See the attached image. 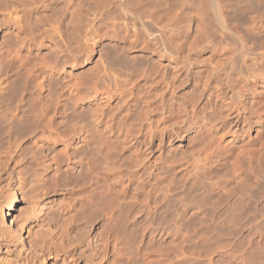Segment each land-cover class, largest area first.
Returning <instances> with one entry per match:
<instances>
[{"label":"bare ground","instance_id":"bare-ground-1","mask_svg":"<svg viewBox=\"0 0 264 264\" xmlns=\"http://www.w3.org/2000/svg\"><path fill=\"white\" fill-rule=\"evenodd\" d=\"M26 1H21L20 2L21 6L24 3H26ZM97 1L95 0V2H97ZM99 1L97 3L100 5L99 6L95 5V7H97V8L102 6L101 5L102 2L108 3L105 0H99ZM108 1H109L110 5L109 4H107V5H109V8L111 10L110 14L113 11V13L115 15H117L118 18L122 19V21L124 22L123 27H125V37H124L125 41L123 43L122 39L120 38L121 40H119V41H122V44L120 43L118 46H116L117 45L116 44L115 45L116 47H114L113 49L111 46L112 51L109 50L112 52L111 54H113V52H114L115 54L119 55L118 58L114 57V58H116V60L113 57H110V58H113L115 60L114 62H110L111 60H109L108 64H106L107 62H102V61L94 63L95 64V67H94L95 68V72H94L95 77L93 79H90L91 81H89L90 83L87 85L86 89L82 90V85H81V88H78V89L76 88L77 87L76 86L75 87L76 94H75V97L73 99H71L70 97H68L66 95L64 97V95H63V100H62L63 108L61 107L60 109L64 110V112H62V111L61 112L63 113V116H65V120H63L64 122L62 124H64L66 122L64 125H66L67 127L69 126L71 128V130L69 131L70 128L68 127L69 129H67V127L65 126L67 131L71 132V136H69V134H68V136H67V134L65 136L62 135L64 138L61 136L63 138L62 143H61L63 150H62V152L61 151H59V152H61V154L63 153L62 155L65 156L66 161L70 160V164H66L67 169L63 166V169H66L65 176L63 175V177L65 179H70V178L72 179V177L77 179L79 176H81V174L85 173L86 171L88 173H90V174H87V176L88 175L90 176V177L88 176L89 178L86 176L88 178V181L90 179V181H89L90 184L88 183L89 184L88 188L90 189V190H88V192H89L88 195H90V197L94 196L98 202L100 201L102 206L104 205L102 207V209L103 208L108 209L107 210L108 214L111 212V214H109V216L112 215L111 218L116 219L117 218L116 216H118V218H117L118 222H119V219H121V218L125 217L127 219V217H132V214L134 215V217H132V218L135 219V217H136L137 218L136 220L142 221L140 223L141 225L143 222H144L143 224L145 225V222H146L147 228L146 227H145L146 229L144 228L146 230L145 235L146 236L148 235V236L152 237L151 238L152 240L155 239V240H158L159 242H161V241L163 242L164 240H166L169 237L170 232H172L171 229H173L172 228L173 226L170 227L171 225H176V229L178 230L177 232L179 234H181L178 236L181 237L182 234L184 232H186L184 234L185 235L187 234L186 236L188 237V235H189L188 232L190 230L189 228H191V229L193 228L191 223L194 224V222H196L193 220L194 218H197V219L199 218V220L201 219V220L205 221V222L203 221V222L198 223L199 225L202 223H205V225H206L207 222L211 221V219L205 220L204 218H206L205 217L206 214L202 213V211H201L203 209L202 206L204 204L205 196H206L207 192H209V191H211V195H214L216 191H219V192L221 191V192H223L224 195L226 194L225 196H226L227 200H228V198H231L230 199L231 201H232V199H234L236 204L235 203L233 204L234 205L233 209L230 208L232 211V213H230V214L229 213L227 214V211L225 210V209H227V206L224 208V210L226 212L223 211V213H222L221 208L223 209L224 206L223 207L221 206V208H220V207H217V206H220L217 204H215L217 206L214 205L215 211H210L209 210L210 208L208 207L209 211L207 210V212H206L208 214H209V212H211V213L214 212V214H218L220 211L222 214L225 213L227 217L231 216L229 218L235 219L236 218L235 215L239 213L238 211H240V209L243 210V208L245 209V207L247 205L249 206L252 204H258L257 206H261L259 208H262L264 206V0H108ZM22 2H24V3H22ZM32 2H36V1L33 0ZM37 2H38V0H37ZM48 2H51V1L48 0ZM67 2H69V1H67ZM93 2H94V0H93ZM93 2H91V3H93ZM2 3H4V0ZM2 3H0V5ZM29 3H30V1H29ZM7 4H9V3H7ZM7 4L5 2V5L8 7ZM10 4L12 5V3H10ZM29 6H30V4H29ZM29 6H27V7H29ZM70 6H71V4H70ZM73 6H74V4H73ZM79 6H82V5H79ZM86 6H91V8H92V5H86ZM104 6H106V5L104 4ZM104 6H102V7H104ZM1 7H3V6H1ZM71 7H69V8H71ZM76 8L77 7H75V9ZM91 8H90V10H91ZM1 9L2 10L5 9V12H6V10L8 8L7 9L1 8ZM9 9H12V8L9 7ZM60 9H62V8H60ZM66 9H67V6H66ZM88 9H89V7H88ZM8 10H7V12H8ZM22 10H23V7H22ZM25 10H28V9L26 8ZM67 10H69V9H67ZM84 10H86V9H84ZM93 10H95V9L93 8ZM98 10H99V8H98ZM62 11H60V12H62ZM70 11H71L70 13L72 15V9ZM78 11L80 12V10H78ZM2 12H4V11H2ZM9 12H10V10H9ZM53 12H56V11L53 10ZM84 12H83V14H85ZM94 13H96V11ZM77 14H75L76 17H77ZM81 14H82V11H81ZM0 15H2V13ZM3 15L1 17H3ZM8 15L10 16L11 14H8ZM36 15H39V14H36ZM93 15L94 14H92V16ZM57 16H58V14H57ZM73 16L74 15H72V17ZM82 16L84 17V15H82ZM11 17H12V15H11ZM11 17H9V18L11 19ZM22 17H19V18H22ZM112 17H113V15H112ZM19 18H17V19L19 20ZM88 18H89V16H88ZM92 18H94V17H92ZM4 19L6 21L8 18L6 19L4 17ZM48 19H46V20L48 21ZM55 19H56V16H55ZM79 19H81V18H79ZM120 19H119V21H120ZM50 20H51V18H50ZM70 20H71V18H70ZM12 21H14V20L12 19ZM12 21H11V23H12ZM67 21H69V20H67ZM83 21L82 22L85 23V20H83ZM102 21H104V20H102ZM14 24H16V23H14ZM70 24H73V23H70ZM77 24H79V23H77ZM88 24H89V21H88ZM102 24H104V23H102ZM123 24L121 22V25H123ZM54 25H55V23H54ZM66 25H65V28H66ZM20 26H22V25H20ZM83 26H85V25H83ZM115 26H116V24L114 25V27H111V26L110 27L114 29ZM73 27L76 28V26H73ZM102 27H104V26H102ZM123 27H122V29H123ZM9 29L10 28H8V30ZM16 29H18V28H16ZM19 29H20V27H19ZM71 29L73 32V28H70V30ZM81 29H82V27L80 28V31H82ZM104 29H105V27H104ZM36 30H38V29H36ZM108 30L106 29V31H108ZM5 31H7V29ZM12 31H10V32H12ZM42 31H43V29L41 30V32ZM90 32H89V34H90ZM94 32L93 33L91 32V33L94 34ZM113 32H114V30H113ZM120 32H122V30ZM123 32H124V30H123ZM110 33H112V32H110ZM110 33L107 32V34H110ZM9 34H11V33H9ZM37 34H39V31ZM69 34H72V33H69ZM121 34H123V33H121ZM121 34H119V35H121ZM45 35H47V34L45 33ZM114 35H115V33H114ZM40 36H38V37H40ZM92 36H94V35H92ZM45 37L49 38V36H45ZM98 37H100V36H98ZM112 37H114V36H112ZM115 37H117V36H115ZM16 38H17V36H16ZM35 38H37V37H35ZM41 38H38V39H41ZM78 38H79V36H78ZM27 39L29 40V38H27ZM53 39L55 40L54 37H53ZM70 39L66 40V42L69 41ZM73 39H74V37H73ZM80 39H82V38H80ZM92 39H94V38H92ZM9 40L7 39L8 42H9ZM30 41H31V39H30ZM50 41H52V40H50ZM71 41H69V42H71ZM32 42L34 43V41H32ZM35 43H37V42H35ZM59 43H60V40H59ZM88 43H86V44L88 45ZM103 44H106V43L103 42ZM73 45H74V43H73ZM78 47H80V46H78ZM106 48L108 49L109 47H106ZM80 49H78V50H80ZM0 50H2V49L0 48ZM64 50H65V48H64ZM64 50L62 49V51H64ZM68 50L70 53V49H68ZM97 51H98V49H97ZM78 52L79 51H77V53ZM70 55H71V53H70ZM85 55L86 54L84 53V56ZM87 55H89V54H87ZM110 58H108V59H110ZM63 59H66V58H63ZM63 59H61V60H63ZM95 60H97V59H95ZM36 63H38V62H36ZM72 65H73V63H72ZM54 69H56V68H54ZM48 75L49 74L47 73V76ZM92 76H94V75H92ZM60 80H59V83H62V82H60ZM62 80H64V79H62ZM39 81H40V79L38 80V83H40ZM79 81H80V79H79ZM79 81H78V83H79ZM0 82H1V80H0ZM38 83L36 82V84H38ZM70 83L71 82L69 81V84ZM49 84H51V83H49ZM69 84H68V86H69ZM81 84H82V82H81ZM61 85H63V84H61ZM36 86H38V85H36ZM64 86H66V84L63 85V87ZM72 87H74V86H72ZM1 88H3V87H1ZM59 88L60 87H58V89ZM4 89L1 92H4ZM60 91H61V89H60ZM69 95H71V94H69ZM73 95H74V93H73ZM20 101H21V99H20ZM54 105H56V103ZM57 108H59V107H57ZM58 112H60V110ZM15 115H18V114H15ZM15 115H14V117H15ZM47 116L49 117V115H47ZM6 118H7V116H6ZM0 119H2V118H0ZM18 119H19V117H18ZM11 120H12V118H11ZM47 120H48V118H47ZM46 122H48V121H46ZM7 124H9V122ZM44 125H45V123H44ZM47 125H49V124H47ZM8 126H6V128ZM28 126H30V125H28ZM46 127H49V126H46ZM3 128L6 129L4 126H3ZM4 129H2V130H4ZM13 129H11V130H13ZM56 129L59 130L58 128H56ZM5 131H4V133H5ZM13 131H12V133H13ZM2 132H0V133H2ZM65 132L66 131H64V133ZM8 133H11V132L9 131ZM12 136H14V135H11V137ZM49 136H47V137H49ZM56 136H55V138H56ZM9 138H10V136H9ZM52 138H54V137H52ZM56 140L57 139H55V141ZM34 141H35V139H34ZM101 141H102V143H101ZM2 143H4V142H2ZM2 143H0V144H2ZM38 143H39V141H38ZM15 144H17V143L15 142ZM2 146H4V145H2ZM2 146H0V147H2ZM70 150L72 152H70ZM7 151H9V150H7ZM45 152H46V148H45ZM7 153L8 152H6L5 154H7ZM14 154L16 155V153H14ZM37 154H38V152H37ZM3 155H4V152H3ZM40 155L43 156L42 153H40ZM20 156H22V154ZM52 156L53 155H51V157ZM6 157L7 156H5V158ZM27 157H28V155H27ZM58 157H59V155H58ZM21 158H23V156ZM39 158H41V157H39ZM61 158L63 159L64 157H60V159ZM2 160H3V158H2ZM2 160L0 159V161H2ZM20 160L21 159H19V160L17 159L16 161L14 160V162H17ZM23 160H24V158H23ZM25 160H26V158H25ZM39 160L37 159L36 161H39ZM49 161L51 162V160H49ZM2 163H0V165ZM27 163H29V162L27 161L25 164L23 163L24 164L23 166H20V167L18 166L20 170H17V171H19V173L16 175H11L10 172H9V174H6V172L5 173L1 172L4 170L0 169V264H43L44 263L43 262L44 256L52 258V260L48 261L49 263H46V264H101L102 261H106L109 257V252L107 249L102 250V248H105V247H101L102 243H100L101 241L95 236V234H91V233L86 234L80 230L79 231L76 229L73 230L74 229L73 228V229H71L74 231V232L72 231L73 233H75V231H77L76 232L77 233V235H76L77 240H76V236H74L71 233V230L69 228V230H70L69 236H71V237L74 236V239L73 238H70V239L71 240L73 239L76 241L75 242L71 241V244L70 245L68 244L69 246L68 245L66 246V244L65 245L63 244V239H62L63 236L67 237V235H65L63 233L64 231H62V233L60 232V234H64V235H62V238L60 237V239H59V237H58L59 234L55 233L57 228H55V230L54 229L51 230L52 228L50 229L47 226V224L49 222H51L52 220H54L56 215L58 213H60V212H58V209L60 210V208L57 209V207L59 205L58 204H57L58 206L55 205V203H57L59 201H57V202L55 201V203H53L52 199H50V200L46 199V197L44 196L45 194H43V192H42L43 191L42 190L43 184L41 185V182H42V181H40L41 178L38 177L39 176L38 174H35V176L33 175L34 176V178H33L32 175L27 173L29 171L28 169H26ZM33 163H35V161ZM41 163H43V162H41ZM67 163H69V162H67ZM44 164H43V166H44ZM47 166H49V165L47 164ZM3 168H5V167H3ZM12 168L13 167H11V169ZM42 169H44V167ZM26 170H28V171L26 172ZM53 170L56 171V169H53ZM35 171L37 172V168H35ZM42 172H44V171H42ZM32 174H33V171H32ZM60 175H61V173L59 174V176ZM45 177L46 176H44V178ZM49 179H50V177L48 178V181H49ZM84 179L86 180L85 177H84ZM53 180H54V177H53ZM85 180H83V181H85ZM75 181H77V180H75ZM51 182H52V180L49 183H51ZM59 183H61V182H59ZM64 183L65 182H63V184ZM78 183H80V182H78ZM81 184H82V181H81ZM52 185H54V184H52ZM80 185H77V187ZM45 186H46V184H45ZM55 186H56V183H55ZM64 186H65V184H64ZM70 187H72V186H70ZM172 187H174V188L176 187V188L172 189ZM78 188H81V187H78ZM170 189L175 191V195H173L171 202H170V206H169L168 200L167 199L165 200V198H167L166 197L167 194L165 191L170 190ZM44 190H45V188H44ZM69 190H71V189H69ZM72 191H71V193H72ZM44 192H46V191H44ZM162 192H163V195L166 194L164 196L165 198L162 197ZM213 192H214V194H212ZM26 193L28 195V198H27L28 200L26 201L28 203V205H27L26 209L24 208V212L22 211L23 214L20 213L21 217L19 216V218H18V217H16V215L14 216L13 209L18 203L23 201V199H24L23 195ZM52 194H53V192H52ZM173 194H174V192H173ZM218 194L219 193H216V195L213 197L214 200L217 199ZM74 195H75V193H74ZM208 195H210V194L208 193ZM71 196H73V193ZM78 196H79V194H78ZM94 197L91 199L94 200ZM207 197H209V196H207ZM66 198H68V197H66ZM74 198H75V196H74ZM74 198H72V199H74ZM211 198H212V196H211ZM226 198H224V199H226ZM69 199H71V198H69ZM87 200H89V199H87ZM206 200H209V199H206ZM227 200H223V201H225L226 203L231 202V201L227 202ZM60 201H61V198H60ZM70 201H72V200H70ZM217 201H220V200L217 199ZM220 202L222 203V200ZM225 202H223V203H225ZM76 203H78V202H76ZM83 203H81V204H83ZM93 204H94V201H93ZM218 204H220V203H218ZM228 204H226V205H228ZM61 205H62V203H61ZM86 205H85V207H86ZM210 205L211 204H208V206H210ZM235 205H237V206H235ZM212 206L213 205H211V207ZM255 206L253 205L251 207H253L252 211L255 210V213H256V209H254ZM77 208H79V207H77ZM205 208L203 210L204 212H205ZM63 209L64 208H62L61 213H60L61 216H63L64 218L66 217L65 220L66 219L69 220V218H70L69 214H68L69 218H67V216H66L67 214L65 213L67 211V209H65L66 210L65 212L63 211ZM247 209H249V208L247 207L245 211H246V213L250 214L248 216L252 215L251 217H253V214L248 212ZM83 210H85V209H83ZM109 210H110V212H109ZM80 211H82V209ZM245 211H244V213H245ZM236 212H238V213H236ZM70 213H73V212H70ZM82 213H83V211H82ZM95 213H98V212H94V214ZM201 213L205 214L203 219H202L203 215ZM242 213H243V211H242ZM263 213H264L263 211L260 212V214H263ZM100 214H101V212H100ZM222 214H220L221 218L224 219ZM256 214L258 215V213H256ZM74 215H75V213H74ZM245 215L247 218H249L247 216V214H245ZM245 215H243V216L241 215V217H244V219H245ZM257 215H254V216H257ZM58 216H59V214H58ZM78 216H76V218ZM98 216H99V214H98ZM113 216H115V217H113ZM81 217H82V215H81ZM208 217H209V215H208ZM227 217L225 218L226 220L224 219L225 222L228 220ZM259 217H260V215H259ZM259 217H257L258 219L255 217L253 218V219H255V221L252 225H251L252 222L251 223L249 222L252 218L250 220L248 219L249 220L248 221L249 222V228H247V229H250V225L252 226V228L250 229L251 232H249L250 235L248 234L250 236V239H249L250 240V244H249L250 249H249V251L251 250V252H252L251 255L253 256V261H252L253 263L252 264H264V220H262L263 219L262 217H261L262 219L260 218L261 219L260 220ZM263 217H264V214H263ZM61 218H56L54 221L57 222L56 220L59 219L58 223L60 225V219ZM64 218H62V221ZM82 218H84V217H82ZM82 218H80V219H82ZM221 218H220V220H221ZM238 218H236V219H238ZM240 218H239V220H240ZM247 218H246V220H247ZM71 219L72 218H70L69 221H71ZM65 220H64V222H65ZM68 220H66V222ZM136 220L135 221L133 220V221L136 222ZM239 220L238 221L233 220V221L238 223ZM62 221H61V223H62ZM75 221L78 222V220H75ZM83 221H85V220H83ZM216 221L217 220L215 219V222ZM233 221L231 222V225L235 226ZM64 222L62 224H64L63 226L66 228V226H68V223H66V222L64 223ZM230 222L227 221V224H229ZM58 223H56V224H58ZM209 223L207 225H209ZM224 223L221 224L222 228H223V226L226 225V223L225 224ZM53 224H55V223H52L51 225L53 226ZM114 224H112V226ZM195 224H197V223H195ZM73 225H75V224H73ZM139 225H137V226H139ZM190 225H191V227H190ZM203 225L201 226V228L203 227ZM231 225H227L226 227H228V226L231 227ZM237 225H239V224H236L235 227H237ZM206 226H204V227L206 228ZM210 226L215 227L214 224L212 225V223L210 224ZM233 226H232V228H233ZM54 227H56V226H54ZM73 227H75V226H73ZM77 227H75V228H77ZM114 227L115 226H113V228ZM204 227H203V229H205ZM235 227H234V229H236ZM59 228H60V226H59ZM59 228H58V230H59ZM104 228H105V226H104ZM201 228H200V231H202ZM77 229H83V228L78 227ZM133 229L131 228V230H133ZM207 229L209 230V228H207ZM234 229L232 230L230 228L229 230L234 231ZM136 230H137V228H136ZM173 230H175V229H173ZM193 230L194 229H192V231ZM236 230L238 231V229H236ZM239 230H241V229L239 228ZM68 231H66L65 233L67 234ZM107 231H110V230L107 229ZM120 232L122 233L123 231L120 230ZM120 232H117L116 235H118ZM175 232L176 231L172 232L173 233L172 237H174ZM194 232H195V230H194ZM206 232H207V230H206ZM209 232H210V230H209ZM231 232H228V234H231ZM243 232H245V231H243ZM57 233H58V231H57ZM191 233H192V235L194 234L193 232H191ZM232 233L235 235V232H232ZM196 234H198L197 231L195 232V235ZM216 234H219V233H216ZM221 234L223 235L222 232H221ZM233 234L231 236H234ZM238 234H240V233H238ZM121 235H122L121 238H123V233ZM195 235H194V237H195ZM198 235H197V237H199ZM203 235H205V234H203ZM203 235H201V238ZM219 236H220V234H219ZM228 236H230V235H228ZM119 237L120 236H118V238ZM172 237H170V238H172ZM235 237H237V235L234 236V238ZM105 238H106V236H105ZM105 238L103 237L104 240H105ZM109 238L111 239V237H109ZM184 238H186V237H184ZM205 238L207 239L208 237H206V235H205L204 238H202V239L205 240ZM215 239H218V238L216 237ZM231 239H233V238H231ZM239 239H240V237H239ZM121 240H120V244H121ZM132 240L134 241L135 238H133ZM242 240H244V239H242ZM68 241H69V239H68ZM147 241H148V239H147ZM175 241L176 240H174L173 242H175ZM208 241H209V239H208ZM219 241L217 242L218 244L216 243L218 245V247L220 245ZM248 241H246V242H248ZM44 242H47L48 245L47 244L44 245L43 244ZM180 242H182V241H180ZM185 242L187 243V240ZM203 242H205V241H203ZM215 242H216V240H215ZM231 242H230V244H231ZM68 243H70V241ZM191 243H192V241H191ZM165 244H167V243H165ZM169 244H171V243H169ZM175 244H176V242H175ZM181 244H183V242ZM155 245H156V242H155ZM157 245H158V243H157ZM173 245H174V243H173ZM194 245L197 247L196 244H194ZM194 245H193L192 250L194 249ZM227 245H228V242L226 244V247H227ZM177 246H179V245H177ZM224 246L225 245L219 247V249H218V247H213L209 250H212V249L215 250L214 248H216V249H218V250H216V256L217 257H219V258L225 257V259L227 258L226 263H228V261L230 259V261H229L230 264L233 261H234V264H238L237 261H238V259H240V258H238L240 256L237 255L236 257L238 259H236V258L234 259L235 255H233V254L230 255L232 251L231 252L229 251L230 252V254H229V252L227 251L228 249L225 250L223 248ZM112 247H113V244H112ZM247 247H248V245H247ZM106 248H107V246H106ZM124 248H125V251L127 249V252H128L129 249L126 247H124ZM134 248H135V246H134ZM154 248H153V250H154ZM157 248H159V247H157ZM230 248H232V247H230ZM234 248H235V246H234ZM162 249L163 250L165 249L164 246ZM172 249H173V251L175 250V248H172ZM123 250H121V251L123 252ZM180 250H181V248H180ZM158 251H160V250H158ZM178 251L176 250V252H178ZM189 251L190 250H188V252ZM207 252L208 251H206V253ZM163 253H165V252L163 251ZM172 253L175 254V252H172ZM210 253L212 254L215 252L210 251ZM210 253H207V256L205 254V256L208 258V260H207V258H206V260L208 261L209 264H217L216 262H218V260L216 262L214 260L217 257H215V256H213V258H211V256L209 257L208 254H210ZM156 254H157V251H156ZM189 255H190V253L188 254V256ZM200 255H202V254H200ZM120 256H122V255H120ZM160 256H161V254H160ZM176 256H177V254H176ZM186 256H185V258H187ZM232 256H234V257H232ZM241 256L243 257L242 254H241ZM39 257H41V258H39ZM133 257H135V255H133ZM133 257H131V258H133ZM197 257L198 256H196V258ZM204 257H203V259H204ZM156 258H157V256H156ZM177 258H175V259H177ZM181 258H183V257H181ZM181 258H180V260H181ZM201 259H202V257H201ZM221 260H223V259H221ZM123 261H124V259H123ZM171 261H169V262H171ZM110 262H112V259H110ZM114 262H115L114 264H116V263L118 264V262L116 260H114ZM166 262H168V261H166ZM185 262H187V261L185 260ZM200 262L202 263L201 260H200ZM222 262H224V260ZM158 263H160V261H158ZM173 263H175V261ZM184 263H182V264H184ZM195 263L198 264L199 261L195 262ZM208 263L205 262V264H208ZM243 263H245V261ZM106 264H108V263H106ZM202 264H204V263H202Z\"/></svg>","mask_w":264,"mask_h":264},{"label":"rangeland","instance_id":"rangeland-1","mask_svg":"<svg viewBox=\"0 0 264 264\" xmlns=\"http://www.w3.org/2000/svg\"><path fill=\"white\" fill-rule=\"evenodd\" d=\"M8 1V2H7ZM21 1H26V0H4V3H2L3 2V0L1 1L0 0V3H2L1 5H0V9L1 8H8L9 9V7L10 8H12V9H9L10 10V12H9V10H8V12H7V10H6V12H5V9L4 10H0V14L2 13V15L4 14H6L5 16L3 15V17H1L2 15H0V48L2 49V50H0V80H1V82H0V118H2V119H0V132H2V133H0V143H2V142H4V143H2V144H0V146H2V145H4V146H2V147H0V159L2 160V158H3V160L2 161H0V163H2L1 165H0V169L1 170H4V171H1V172H6V174H9V172H10V174L11 175H16V174H18L19 173V171H17V170H20L19 169V167L20 166H23L27 161L29 162V163H27V167H26V169H28V170H26V172L27 173H29L30 175H34L35 176V174H38L37 176L38 177H40L41 179H40V181H42L41 182V185H42V192H43V194H45L44 196L46 197V199L47 200H50V199H52L53 200V203H55V201L57 202V201H59V202H57V203H55V205H57L58 207H57V209L58 208H60V210L58 209V212H60L61 213V210H62V208H64L63 209V211L65 212L66 210L65 209H67V211L65 212L67 215V218H69V216H70V218H72L71 219V221H69L70 220V218H69V220L68 219H66V220H68L67 222H66V220H65V218L63 217V216H61V214L60 213H58L59 214V216H58V214L56 215V217H55V219L56 218H64L63 219V221H62V218L60 219V225H59V223H58V220H56L57 222H55L54 220H52L51 222H49L48 224H47V226L51 229V230H55V228H57L56 229V234H59L58 235V237H59V239H60V237L62 238V235H67V237L65 236H63V244L65 245L66 244V246L69 244H71V241H76L77 240V231H75V233H73L74 231L73 230H80V231H83L84 233H86V234H89V233H91V234H95V236L101 241L100 243H102L101 244V247H105V248H102V250H104V249H107L108 250V252H109V257H108V259L106 260V261H102L101 262V264H106V263H108V264H114L115 262H114V260H116L117 262H118V264H182V263H184L185 262V260L188 262H185L184 264H197V263H195V262H198L199 261V263L198 264H202V263H204L205 264V262L206 263H208V258L206 257L207 256V253H210V251L212 252H215V253H210V254H208V256L210 257L211 256V258H213V256H215V257H217L216 256V250H218L219 249V247H221V246H223V245H225L223 248L225 249V250H227L228 252L230 251H232L231 252V254H230V252H229V254L230 255H235V257L234 256H232V257H234V259L236 258V259H238V258H240V259H238V264H252L253 262V256L251 255L252 254V252H251V250L249 251V244H250V233L249 232H251V228H252V224L254 223V221H255V219H253L254 217L255 218H257V217H259V215H260V217H259V219L261 218L262 220H264V217H263V214H260V212H264V206L262 207V208H259V207H261V206H257L258 204H252V205H249L250 207L251 206H255L254 207V209H256V213H258V215L255 213V210L254 211H252V208L253 207H249L248 205L245 207V209L243 208V210L242 209H240V211H238L242 216L243 215H245V214H247V216L248 215H250L249 213H246V208L248 207L249 209H247L248 210V212H250L251 214H253V217H251V216H248L249 218H247L246 217V215H245V219H244V217H241V215L238 213V212H236V213H238V214H236L235 216H236V218H240V220H239V218L238 219H231V218H229V217H231V216H229V217H227L226 216V214L224 213V214H222L223 213V211L224 212H226L227 211V214L229 213H232V211H231V209H233L234 208V203L236 204V202L234 201V199H232V201L230 200L231 198H228V200H227V198H226V194L224 195L223 194V192H219V191H216L215 192V194H214V192L212 193V194H214V195H211V191H209V192H207V194H206V196H205V199H204V204H203V206H202V213H205V214H202L203 215V217H202V219L204 218V215H205V217L206 218H204L205 220L206 219H211V221H209V222H207L206 223V225L209 223V225H205V223H202V224H198V223H200V222H203L204 220H199V218L197 219V218H194L193 220L194 221H196V222H194V224L193 223H191V225L193 226V228L192 229H194L195 230V232L197 231V233L199 234H196L195 235V232H194V230L192 231V229L191 228H189L190 230H189V232H188V237L184 234V233H186V232H184L183 234H182V236L180 237V236H178V235H181V234H179L177 231V229H176V225H171L170 227H172L173 229H175V230H173V229H171V231L173 232V231H176L175 233H174V237H172L173 236V233L172 232H170V235H169V237L166 239V240H164L163 242L161 241V242H159L158 240H155V239H151L152 237H150V236H146L145 235V232H146V222H145V225L142 223V225L140 224L142 221H138V220H136L137 218L135 217V219L134 218H132V217H134V215L132 214V217H127V219L125 220L124 218H121V219H119V222H118V220H117V218H118V216H116L117 218L115 219V218H111L112 217V215H110L109 216V214H111V212H110V210H109V214H108V209H102V207L104 206H102V204H101V202L99 201H97V199L94 197V196H92V197H90V195H88L89 194V192H88V190H90L88 187H89V184H90V179H89V181H88V178L90 177L89 175V177L87 176V174H90V173H88L87 171L85 172V173H83V174H81V176H79L77 179L76 178H74V177H72V179L70 178V179H65L64 177H63V175L65 176V171H66V169H67V166H66V164H70V160L68 161H66V159H65V156H63L62 154H61V152H62V139L64 138L62 135H66L67 134V136H68V134H69V136H71V132H69L70 130H71V128L69 129L66 125H64V124H62L64 121L63 120H65V116H63V113L62 112H64V110L62 109H60L61 107L63 108V105H62V100H63V95H64V97H65V95L66 96H68V97H70L71 99H73L74 97H75V94H76V89H75V87L78 89V88H81V85H82V90H84V89H86V87H87V85L90 83L89 81H91L90 79H93L94 77H95V64L94 63H97V62H107L106 64H108V62H109V60H111L110 62H114L115 60H116V58H114V57H117L118 58V56L119 55H117V54H115L114 52H113V54H111L112 52V50H111V46H112V49L114 48V47H116V46H118L120 43L122 44V41H123V43H124V41H125V39H124V37H125V27H123L124 26V22L122 21V19H120V18H118L117 17V15H115L114 13H113V11L111 12V14H110V8H109V1L108 0H105L106 2H108V3H104V2H102L101 3V5L102 6H104V4L107 6H104V7H102V6H100V7H98L99 8V10H98V8L97 7H95V5L97 6H99L100 4H98L97 2L99 1H97V2H95V0H94V2H93V0H50L51 2H48V0H38V2H37V0H34V1H36V2H32L33 0H27L26 1V3H24V2H22V3H24L22 6H21V4H20V2ZM29 1H30V3H29ZM56 1V2H55ZM62 1V2H61ZM65 1V2H64ZM67 1H69V2H67ZM5 2H6V4L7 3H9V4H7L8 5V7L5 5ZM18 4H17V3ZM41 2V3H40ZM79 2V3H78ZM82 2V3H81ZM91 2H93V3H91ZM100 2V1H99ZM10 3H12V5L10 4ZM14 3V4H13ZM30 4V6H29V4ZM39 3V4H38ZM43 3V4H42ZM49 3V4H48ZM97 3V4H96ZM70 4H71V6H70ZM73 4H74V6H73ZM107 4H109V5H107ZM5 5V6H4ZM36 5V6H35ZM47 5V6H46ZM67 6V9H69V10H67L66 9V6ZM78 5V6H77ZM79 5H82V6H79ZM85 5V6H84ZM86 5H92V8H91V6H86ZM1 6H3V7H1ZM13 6V7H12ZM16 6V7H15ZM26 6V7H25ZM27 6H29V7H27ZM32 6V7H31ZM63 6V7H62ZM94 6V7H93ZM22 7H23V10H22ZM31 7V8H30ZM65 7V8H64ZM69 7H71V8H69ZM74 7V8H73ZM75 7H77L76 9H75ZM82 7V8H81ZM87 7V8H86ZM88 7H89V9H88ZM19 8V9H18ZM28 9V10H25V9ZM30 8V9H29ZM60 8H62V9H60ZM79 8V9H78ZM90 8H91V10H90ZM93 8L95 9V10H93ZM18 9V10H17ZM32 9V10H31ZM35 9V10H34ZM47 9V10H46ZM51 9V10H50ZM72 9V15H74L73 17H72V15H71V10ZM74 9V10H73ZM84 9H86V10H84ZM97 9V10H96ZM105 9V10H104ZM21 10V11H20ZM25 10V11H24ZM53 10H55L56 12H53ZM64 12H63V11ZM78 10H80V12L78 11ZM85 12H84V11ZM90 10V11H89ZM109 12H108V11ZM2 11H4V12H2ZM16 11V12H15ZM20 11V12H19ZM60 11H62V12H60ZM76 11V12H75ZM81 11H82V14H81ZM96 11V13H94ZM105 11V12H104ZM19 12V13H18ZM51 12V13H50ZM83 12L85 13V14H83ZM89 12V13H88ZM101 12V13H100ZM108 12V13H107ZM16 13V14H15ZM25 13V14H24ZM27 13V14H26ZM49 13V14H48ZM63 13V14H62ZM78 13V14H77ZM87 13V14H86ZM113 13V14H112ZM8 14H11L12 15V17H11V15L9 16ZM21 14V15H20ZM36 14H39V15H36ZM56 14V15H55ZM57 14H58V16H57ZM62 14V15H61ZM75 14H77V17H76V15ZM92 14H94L93 16H92ZM97 14V15H96ZM8 15V16H7ZM25 15V16H24ZM47 15V16H46ZM54 15V16H53ZM69 15V16H68ZM82 15H84V17L82 16ZM112 15H113V17H112ZM22 17V18H19V17ZM30 18H29V17ZM44 16V17H43ZM55 16H56V19H55ZM88 16H89V18H88ZM91 16V17H90ZM101 16V17H100ZM111 16V17H110ZM4 17L7 19L6 21H5V19H4ZM9 17H11V19L9 18ZM46 17V18H45ZM92 17H94V18H92ZM104 17V18H103ZM17 18H19V20L17 19ZM49 18V19H48ZM50 18H51V20H50ZM54 18V19H53ZM59 18V19H58ZM70 18H71V20H70ZM79 18H81V19H79ZM84 18V19H83ZM87 20H86V19ZM113 18V19H112ZM117 18V19H116ZM3 19V20H2ZM12 19L14 20V21H12ZM46 19H48V21L46 20ZM53 19V20H52ZM69 20V21H67V20ZM75 19V20H74ZM77 19V20H76ZM94 21H93V20ZM104 20V21H102V20ZM106 19V20H105ZM110 19V20H109ZM119 19H120V21H119ZM12 21V23H11V21ZM80 20V21H79ZM83 20H85V23H83L84 21ZM99 20V21H98ZM115 20V21H114ZM118 20V21H117ZM19 21V22H18ZM21 21V22H20ZM54 21V22H53ZM76 21V22H75ZM83 21V22H82ZM87 21V22H86ZM88 21H89V24H88ZM101 21V22H100ZM109 21V22H108ZM111 21V22H110ZM18 22V23H17ZM73 23V24H70V23ZM82 22V23H81ZM93 22V23H92ZM106 22V23H105ZM115 22V23H114ZM118 22V23H117ZM120 22V23H119ZM121 22H122V24L123 25H121ZM14 23H16V24H14ZM23 23V24H22ZM32 23V24H31ZM54 23H55V25H54ZM57 23V24H56ZM76 23V24H75ZM77 23H79V24H77ZM99 25H98V24ZM102 23H104V24H102ZM111 23V24H110ZM116 24V26H115V28L113 29V28H111V27H114V25ZM22 25V26H20V25ZM63 24V25H62ZM67 24V25H66ZM82 24V25H81ZM107 24V25H106ZM118 24V25H117ZM7 25V26H6ZM65 25H66V28H65ZM76 26V28L75 27H73V26ZM81 25V26H80ZM83 25H85V26H83ZM92 25V26H91ZM97 25V26H96ZM104 26L105 27V29H104V27H102V26ZM107 27H106V26ZM120 25V26H119ZM17 26V27H16ZM35 26V27H34ZM43 28H42V27ZM58 26V27H57ZM92 28H91V27ZM109 26V27H108ZM111 26V27H110ZM123 27V29H122V27ZM19 27H20V29H19ZM69 29H68V28ZM82 27V31H80V28ZM96 27V28H95ZM98 27V28H97ZM5 28V29H4ZM8 28H10L9 30H8ZM16 28H18V29H16ZM31 28V29H30ZM46 28V29H45ZM63 28V29H62ZM70 28H73V32H72V29L70 30ZM84 28V29H83ZM94 28V29H93ZM7 29V31H5ZM23 29V30H22ZM36 29H38V30H36ZM43 29V31L41 32V30ZM49 29V30H48ZM59 29V30H58ZM67 29V30H66ZM75 29V30H74ZM102 29V30H101ZM104 29V30H103ZM106 29L108 30V31H106ZM122 30V32H120L121 30ZM13 30V31H12ZM48 30V31H47ZM53 30V31H52ZM95 32H94V31ZM112 30V31H111ZM113 30H114V32H113ZM123 30H124V32H123ZM4 31V32H3ZM10 31H12V32H10ZM24 31V32H23ZM38 31H39V34H37L38 33ZM46 31V32H45ZM69 31V32H68ZM91 31L92 33L94 32V34H92L91 32H90V34H89V32ZM103 31V32H102ZM106 31V32H105ZM14 32V33H13ZM78 32V33H77ZM87 32V33H86ZM107 32L108 33H110V32H112V33H110V34H107ZM7 33V34H6ZM9 33H11V34H9ZM35 33V34H34ZM45 33L47 34V35H45ZM51 33V34H50ZM53 33V34H52ZM62 33V34H61ZM67 33V34H66ZM69 33H72V34H69ZM76 33V34H75ZM82 33V34H81ZM105 33V34H104ZM114 33H115V35H114ZM121 33H123V34H121ZM49 34V35H48ZM75 34V35H74ZM81 34V35H80ZM94 35V36H92V35ZM98 34V35H97ZM118 34V35H117ZM119 34H121V35H119ZM41 35V36H40ZM53 35V36H52ZM66 35V36H65ZM72 35V36H71ZM84 35V36H83ZM87 35V36H86ZM89 35V36H88ZM114 36V37H112V36ZM6 36V37H5ZM12 36V37H11ZM16 36H17V38H16ZM38 36H40V37H38ZM45 36H49V38L48 37H45ZM61 36V37H60ZM64 36V37H63ZM78 36H79V38H78ZM92 36V37H91ZM98 36H100V37H98ZM115 36H117V37H115ZM9 37V38H8ZM11 37V38H10ZM19 37V38H18ZM35 37H37V38H35ZM42 37V38H41ZM51 37V38H50ZM53 37L55 38V40L53 39ZM57 37V38H56ZM68 39H70L69 41H71V42H69V41H67L66 42V40H68ZM73 37H74V39H73ZM89 37V38H88ZM96 37V38H95ZM102 37V38H101ZM110 37V38H109ZM112 37V38H111ZM123 37V38H122ZM27 38H29V40L27 39ZM33 38V39H32ZM38 38H41V39H38ZM48 38V39H47ZM59 38V39H58ZM80 38H82V39H80ZM92 38H94V39H92ZM122 39V41H119V40H121ZM7 39L9 40V42L7 41ZM14 39V40H13ZM30 39H31V41H30ZM35 39V40H34ZM58 39V40H57ZM87 39V40H86ZM89 39V40H88ZM21 40V41H20ZM29 42H28V41ZM50 40H52V41H50ZM54 40V41H53ZM59 40H60V43H59ZM4 41V42H3ZM11 41V42H10ZM32 41H34V43L35 42H37V43H33ZM39 41V42H38ZM65 41V42H64ZM89 43H88V42ZM94 41V42H93ZM112 41V42H111ZM8 42V43H7ZM52 42V43H51ZM55 44H54V43ZM79 42V43H78ZM103 42L104 43H106V44H103ZM118 42V43H117ZM42 43V44H41ZM45 43V44H44ZM73 43H74V45H73ZM77 43V44H76ZM81 43V44H80ZM86 43H88V45L86 44ZM92 43V44H91ZM8 44V45H7ZM20 44V45H19ZM57 44V45H56ZM59 44V45H58ZM65 44V45H64ZM69 44V45H68ZM71 44V45H70ZM80 44V45H79ZM112 44V45H111ZM117 44V45H116ZM3 45V46H2ZM27 47H26V46ZM48 45V46H47ZM62 45V46H61ZM68 45V46H67ZM92 47H90V46ZM116 45V46H115ZM6 46V47H5ZM31 46V47H30ZM55 46V47H54ZM59 46V47H58ZM70 46V47H69ZM77 46V47H76ZM78 46H80V47H78ZM83 46V47H82ZM85 46V47H84ZM5 47V48H4ZM26 47V48H25ZM48 47V48H47ZM75 47V48H74ZM82 47V48H81ZM106 47H109L108 49L106 48ZM61 48V49H60ZM64 48H65V50H64ZM67 48V49H66ZM81 48V49H80ZM87 48V49H86ZM92 50H91V49ZM106 48V49H105ZM27 49V50H26ZM30 49V50H29ZM50 49V50H49ZM57 49V50H56ZM62 49L64 50V51H62ZM68 49H70V53H71V55H70V53H69V50ZM75 49V50H74ZM78 49H80V50H78ZM97 49H98V51H97ZM105 49V50H104ZM60 50V51H59ZM109 50H111V51H109ZM57 53H56V52ZM77 51H79L78 53H77ZM88 51V52H87ZM94 51V52H93ZM102 53H101V52ZM65 52V53H64ZM93 52V53H92ZM97 52V53H96ZM107 52V53H106ZM26 53V54H25ZM75 53V54H74ZM84 53L86 54L85 56H84ZM102 55H101V54ZM45 54V55H44ZM57 54V55H56ZM66 54V55H65ZM69 54V55H68ZM81 54V55H80ZM87 54H89V55H87ZM105 54V55H104ZM64 55V56H63ZM108 55V56H107ZM112 55V56H111ZM115 55V56H114ZM63 56V57H62ZM75 56V57H74ZM100 58H99V57ZM74 57V58H73ZM81 57V58H80ZM110 57H113V58H110ZM63 58H66V59H63ZM73 58V59H72ZM108 58H110V59H108ZM42 59V60H41ZM45 59V60H44ZM61 59H63V60H61ZM95 59H97V60H95ZM102 59V60H101ZM75 62H74V61ZM73 61V62H72ZM36 62H38V63H36ZM55 62V63H54ZM65 64H64V63ZM78 62V63H77ZM59 65H58V64ZM62 63V64H61ZM71 63V64H70ZM72 63H73V65H72ZM51 64V65H50ZM79 64V65H78ZM110 64V63H109ZM48 65V66H47ZM50 65V66H49ZM52 66V67H51ZM43 67V68H42ZM58 67V68H57ZM54 68H56V69H54ZM92 68V69H91ZM94 68V69H93ZM42 69V70H41ZM50 69V70H49ZM52 69V70H51ZM46 70V71H45ZM55 70V71H54ZM59 70V71H58ZM51 73H50V72ZM57 71V72H56ZM50 75H48L47 76V73ZM44 73V74H43ZM69 73V74H68ZM3 75V76H2ZM45 75V76H44ZM68 75V76H67ZM70 75V76H69ZM92 75H94V76H92ZM35 76V77H34ZM54 76V77H53ZM67 76V77H66ZM41 77V78H40ZM70 77V78H69ZM50 78V79H49ZM88 78V79H87ZM40 79V83H38V80ZM61 79V80H60ZM62 79H64V80H62ZM67 79V80H66ZM79 79H80V81H79ZM87 79V80H86ZM3 80V81H2ZM59 80H60V82H62V83H59ZM66 80V81H65ZM71 82L70 84H69V81ZM42 81V82H41ZM74 81V82H73ZM78 81H79V83H78ZM86 81V82H85ZM36 82L38 83V84H36ZM65 82V83H64ZM76 82V83H75ZM81 82H82V84H81ZM10 83V84H9ZM49 83H51V84H49ZM7 84V85H6ZM61 84H63V85H65L66 84V86H64L63 87V85H61ZM68 84H69V86H68ZM78 84V85H77ZM6 85V86H5ZM36 85H38V86H36ZM50 85V86H49ZM58 85V86H57ZM41 86V87H40ZM72 86H74V87H72ZM80 86V87H79ZM85 88H84V87ZM1 87H3V88H1ZM58 87H60L59 89H58ZM5 88V89H4ZM43 90H42V89ZM4 89V92H1L2 90ZM60 89H61V91H60ZM17 90V91H16ZM37 90V91H36ZM39 90V91H38ZM58 90V91H57ZM64 90V91H63ZM70 90V91H69ZM50 91V92H49ZM57 91V92H56ZM63 91V92H62ZM78 91V90H77ZM37 92V93H36ZM60 92V93H59ZM2 93V94H1ZM49 93V94H48ZM71 94V95H69V94ZM73 93H74V95H73ZM44 94V95H43ZM3 98H2V97ZM6 96V97H5ZM73 96V97H72ZM45 97V98H44ZM51 97V98H50ZM23 98V99H22ZM43 98V99H42ZM47 98V99H46ZM20 99H21V101H20ZM35 99V100H34ZM3 102V103H2ZM6 104H5V103ZM50 102V103H49ZM59 102V103H58ZM56 103V105H54ZM5 104V105H4ZM61 104V105H60ZM10 105V106H9ZM39 105V106H38ZM58 105V106H57ZM51 106V107H50ZM57 107H59V108H57ZM53 109V110H52ZM44 110V111H43ZM60 110V112H58V111ZM47 111V112H46ZM57 111V112H56ZM62 111V112H61ZM49 112V113H48ZM2 114V115H1ZM5 114V115H4ZM12 114V115H11ZM15 114H18V115H15ZM46 114V115H45ZM14 115H15V117H14ZM43 115V116H42ZM47 115H49V117L47 116ZM51 115V116H50ZM6 116H7V118H6ZM24 116V117H23ZM10 117V118H9ZM18 117H19V119H18ZM11 118H12V120H11ZM14 118V119H13ZM47 118H48V120H47ZM50 118V119H49ZM72 118V117H71ZM4 119V120H3ZM6 119V120H5ZM22 119V120H21ZM43 119V120H42ZM46 119V120H45ZM9 120V121H8ZM52 120V121H51ZM72 120V119H71ZM5 121V122H4ZM13 121V122H12ZM42 121V122H41ZM46 121H48V122H46ZM51 121V122H50ZM9 122V124H7ZM53 122V123H52ZM3 123V124H2ZM14 123V124H13ZM18 123V124H17ZM44 123H45V125H44ZM7 124V125H6ZM47 124H49V125H47ZM6 128V126H8L6 129H4L3 128V126ZM11 125V126H10ZM18 125V126H17ZM20 125V126H19ZM28 125H30V126H28ZM32 125V126H31ZM64 125V126H63ZM15 126V127H14ZM46 126H49V127H46ZM67 127V129H69V131H67V129H66V127ZM12 127V128H11ZM36 127V128H35ZM53 127V128H52ZM14 128V129H13ZM28 128V129H27ZM52 130H51V129ZM56 128H58L59 130H57ZM2 129H4V130H2ZM11 129H13V130H11ZM66 129V130H65ZM6 130V131H5ZM41 130V131H40ZM4 131H5V133H4ZM11 132V133H8V132ZM12 131H13V133H12ZM56 131V132H55ZM61 131V132H60ZM64 131H66L65 133H64ZM45 132V133H44ZM60 132V133H59ZM31 133V134H30ZM37 133V134H36ZM44 133V134H43ZM51 133V134H50ZM54 133V134H53ZM9 134V135H8ZM19 134V135H18ZM43 134V135H42ZM60 134V135H59ZM11 135H14V136H12L11 137ZM17 135V136H16ZM50 135V136H49ZM57 135V136H56ZM9 136H10V138H9ZM38 136V137H37ZM47 136H49V137H47ZM55 136H56V138H55ZM63 138H62V137ZM52 137H54V138H52ZM15 138V139H14ZM46 138V139H45ZM34 139H35V141H34ZM55 139H57L56 141H55ZM38 141H39V143H38ZM15 142L17 143V144H15ZM33 143V144H32ZM41 143V144H40ZM101 143H102V141H101ZM9 144V145H8ZM19 144V145H18ZM35 144V145H34ZM6 145V146H5ZM37 145V146H36ZM39 145V146H38ZM41 145V146H40ZM47 145V146H46ZM9 146V147H8ZM16 146V147H15ZM50 146V147H49ZM61 146V147H60ZM4 147V148H3ZM23 147V148H22ZM8 148V149H7ZM39 150H38V149ZM45 148H46V152H45ZM48 148V149H47ZM3 149V150H2ZM9 150V151H7V150ZM18 149V150H17ZM36 149V150H35ZM5 150V151H4ZM20 150V151H19ZM22 151V152H21ZM34 151V152H33ZM50 151V152H49ZM53 151V152H52ZM59 151H61V152H59ZM3 152H4V155H3ZM6 152H8L7 154H5ZM19 152V153H18ZM31 152V153H30ZM37 152H38V154H37ZM70 152H72L71 150H70ZM11 155H10V154ZM14 153H16V155L14 154ZM28 155V157H27V155ZM29 153V154H28ZM40 153H42L43 154V156L42 155H40ZM45 153V154H44ZM22 154V156H23V158H24V160H23V158H21L22 156H20ZM24 154V155H23ZM53 155L52 157L54 158H52L51 157V155ZM2 155V156H1ZM10 155V156H9ZM50 155V156H49ZM56 155V156H55ZM58 155H59V157H58ZM5 156H7L6 158H5ZM30 156V157H29ZM35 157V158H34ZM39 157H41V158H39ZM46 157V158H45ZM60 157H64L63 159L61 158L60 159ZM10 158V159H9ZM25 158H26V160H25ZM32 158V159H31ZM43 158V159H42ZM16 161L17 159L19 160V159H21L20 161H17V162H14V160ZM31 159V160H30ZM39 160V161H36V160ZM56 159V160H55ZM33 160V161H32ZM49 160H51V162L49 161ZM32 161V162H31ZM35 161V163H33ZM43 162V163H41V162ZM54 161V162H53ZM61 161V162H60ZM5 162V163H4ZM38 162V163H37ZM67 162H69V163H67ZM19 163V164H18ZM24 163V164H23ZM32 163V164H31ZM37 163V164H36ZM40 163V164H39ZM46 165H45V164ZM16 166H15V165ZM29 164V165H28ZM34 164V165H33ZM43 164H44V166H43ZM47 164L49 165V166H47ZM51 164V165H50ZM4 165V166H3ZM6 165V166H5ZM13 165V166H12ZM32 165V166H31ZM36 165V166H35ZM39 165V166H38ZM56 165V166H55ZM19 166V167H18ZM29 166V167H28ZM35 166V167H34ZM58 166V167H57ZM63 166L66 168V169H63ZM3 167H5V168H3ZM11 167H13L12 169H11ZM18 167V168H17ZM34 167V168H33ZM44 167V169H42ZM48 167V168H47ZM55 167V168H54ZM35 168H37V172L35 171ZM60 168V169H59ZM12 171H11V170ZM34 169V170H33ZM40 169V170H39ZM49 169V170H48ZM52 169V170H51ZM53 169H56V171L55 170H53ZM62 169V170H61ZM16 170V171H15ZM31 170V171H30ZM32 171H33V174H32ZM40 171V172H39ZM42 171H44V172H42ZM31 172V173H30ZM58 174H57V173ZM61 173V175L59 176V174ZM64 173V174H63ZM52 174V175H51ZM85 175V176H84ZM34 176H33V178H34ZM44 176H46L45 178H44ZM52 176V177H51ZM88 178H87V177ZM50 177V179L52 180V184H54V185H52L51 183H49L51 180L49 179V181H48V178ZM53 177H54V180H53ZM60 177V178H59ZM84 177L86 178V180L84 179ZM56 179V180H55ZM62 179V180H61ZM65 179V180H64ZM64 180V181H63ZM75 180H77V181H75ZM83 180H85V181H83ZM46 183H45V182ZM57 181V182H56ZM69 183H68V182ZM81 181H82V184H81ZM59 182H61V183H59ZM63 182H65L64 184H65V186H64V184H63ZM72 182V183H71ZM78 182H80V183H78ZM85 182V183H84ZM55 183H56V186H55ZM78 183V184H77ZM89 183V184H88ZM45 184H46V186H45ZM62 184V185H61ZM81 184V185H80ZM68 185V186H67ZM77 185H80V186H78V187H81V188H78L77 187ZM48 186V187H47ZM54 186V187H53ZM58 186V187H57ZM70 186H72V187H70ZM84 188H83V187ZM53 187V188H52ZM62 187V188H61ZM75 187V188H74ZM44 188H45V190H44ZM48 188V189H47ZM50 188V189H49ZM75 190H74V189ZM77 188V189H76ZM174 187H172V189H173ZM176 188V187H175ZM174 188V189H175ZM52 189V190H51ZM68 191H67V190ZM69 189H71V190H69ZM79 189V190H78ZM82 189V190H81ZM172 189H170V190H164L165 192H166V194L168 195H166V194H164L163 195V192H162V197H164L165 195H166V197L167 198H165V200L167 199L168 200V203H169V206H170V202H171V199H172V197H173V195H175V191L174 190H172ZM66 190V191H65ZM73 190V191H72ZM84 190V191H83ZM44 191H46V192H44ZM48 191V192H47ZM71 191H72V193H73V196H71L72 195V193H71ZM79 191V192H78ZM52 192H53V194H52ZM59 192V193H58ZM168 192V193H167ZM173 192H174V194H173ZM71 193V194H70ZM74 193H75V195H74ZM77 193V194H76ZM91 193V192H90ZM208 193L210 194V195H208ZM216 193H219L218 195H217V199H219L220 201L222 200V203L220 202V201H217V199L216 200H214V196L216 195ZM66 194V195H65ZM78 194H79V196H78ZM81 194V195H80ZM64 195V196H63ZM77 195V196H76ZM87 195V196H86ZM225 197H224V196ZM24 197V199H23V201H21L20 203H18L15 207H14V209H13V214H14V216L16 215V217H18L19 218V216L21 217V214H23V212H24V208L26 209V207H27V205H28V203L26 202L28 199V195H27V193L26 194H24L23 195ZM74 196H75V198H74ZM89 196V197H88ZM207 196H209V197H207ZM211 196H212V198H211ZM219 196V197H218ZM223 196V197H222ZM66 197H68V198H66ZM85 199H84V198ZM94 197V200H92L91 198H93ZM222 197V198H221ZM49 198V199H48ZM60 198H61V201H60ZM63 198V199H62ZM69 198H71V199H69ZM72 198H74V199H72ZM78 198V199H77ZM169 198V199H168ZM221 198V199H220ZM224 198H226V199H224ZM83 199V200H82ZM87 199H89V200H87ZM206 199H209V200H206ZM70 200H72V201H70ZM87 200V201H86ZM223 200H227V202L228 201H231V202H228V203H226L225 201H223ZM84 203H83V202ZM93 201H94V204H93ZM214 201V202H213ZM29 202V201H28ZM76 202H78V203H76ZM98 202V203H97ZM223 202H225V203H223ZM61 203H62V205L64 206H62L61 205ZM81 203H83V204H81ZM100 203V204H99ZM218 203H220V204H218ZM23 204V205H22ZM26 206H25V205ZM87 204V205H86ZM207 204V205H206ZM208 204H211V205H213L212 207H211V205L210 206H208ZM215 204H217V205H220V206H217V205H215ZM226 204H228V205H226ZM231 204V205H230ZM72 205V206H71ZM84 205V206H83ZM85 205H86V207H85ZM101 205V206H100ZM206 205V206H205ZM214 205L215 206H217V207H220L221 208V206L223 207V209L221 208V212L219 211V213L218 214H214V212H209V214L208 213H206L207 212V210H208V207L210 208L209 210L210 211H215L214 210ZM23 208H22V207ZM81 207L80 209L79 208H77V207ZM227 206V209H225L224 210V208ZM231 206V207H230ZM235 206H237V205H235ZM21 209H20V208ZM66 207V208H65ZM72 207V208H71ZM88 207V208H87ZM94 209H93V208ZM101 209H100V208ZM206 207V208H205ZM76 208V209H75ZM88 210H87V209ZM91 208V209H90ZM204 208H205V212L203 211L204 210ZM231 208V209H230ZM82 209V211H83V213H82V211H80ZM83 209H85V210H83ZM90 209V210H89ZM212 209V210H211ZM76 210V211H75ZM208 210V211H209ZM260 210V211H259ZM23 211V212H22ZM78 211V212H77ZM231 211V212H230ZM242 211H243V213H242ZM244 211H245V213H244ZM70 212H73V213H70ZM94 212H98V213H95L94 214ZM100 212H101V214H100ZM253 212V213H252ZM21 213V214H20ZM74 213H75V215H74ZM77 213V214H76ZM79 213V214H78ZM86 215H85V214ZM89 215H88V214ZM18 214V215H17ZM68 214H69V216H68ZM73 216H72V215ZM82 215V217H84V218H82L81 217V215ZM97 214V215H96ZM98 214H99V216H98ZM105 214V215H104ZM220 214H222V216L224 217V219L227 217L228 218V222H230L231 220L233 221V220H239V222L237 223V222H234V225L236 226V224H239V225H237V227H235V226H233V225H231V222L229 223V224H227V221L225 222L224 221V219L223 218H221V215ZM79 215V216H78ZM208 215H209V217H208ZM226 217H225V216ZM240 215V216H239ZM254 215H257V216H254ZM58 216V217H57ZM61 216V217H60ZM76 216H78L77 218H76ZM86 216V217H85ZM131 216V215H130ZM214 216V217H213ZM234 216V217H235ZM104 217V218H103ZM113 217H115V216H113ZM208 217V218H207ZM252 219H251V218ZM76 218V219H75ZM79 218V219H78ZM80 218H82V219H80ZM97 220H96V219ZM110 218V219H109ZM120 218V217H119ZM129 218V219H128ZM218 221H216L215 222V219ZM220 218H221V220H220ZM246 218H247V220H246ZM109 219V220H108ZM196 219V220H195ZM231 219V220H230ZM250 221H249V220ZM258 219V218H257ZM260 219V220H261ZM64 220H65V222L66 223H68V226H66V228L63 226L64 224H62L63 222H64ZM75 220H78V222L77 221H75ZM83 220H85V221H83ZM136 220V222H134V221ZM220 220V221H219ZM226 220V219H225ZM246 220V221H245ZM253 220V221H252ZM61 221H62V223H61ZM95 221V222H94ZM109 223H108V222ZM223 221V222H222ZM244 221V222H243ZM251 223V225H250V229H247V228H249V222ZM64 222V223H65ZM81 222V223H80ZM116 222V223H115ZM122 222V223H121ZM139 222V223H138ZM193 222V221H192ZM205 222V221H204ZM218 225H216L215 223ZM221 222V223H220ZM226 223V225L225 226H223V228H222V223ZM52 223H58V224H53V226L51 225ZM75 224V225H73V224ZM84 223V224H83ZM91 223V224H90ZM107 223V224H106ZM115 223V224H114ZM119 223V224H118ZM137 223V224H136ZM195 223H197V224H195ZM212 223V225L214 224V226L215 227H211L210 226V224ZM224 223V224H225ZM236 223V224H235ZM241 223V224H240ZM79 224V225H78ZM105 224V225H104ZM112 224H114L113 226H115L114 228H113V226H112ZM118 224V225H117ZM123 226H122V225ZM140 224V225H139ZM204 224V225H203ZM223 224V225H224ZM63 227H62V226ZM81 225V226H80ZM120 225V226H119ZM135 225V226H134ZM137 225H139V226H137ZM191 225H190V227H191ZM197 227H196V226ZM199 225V226H198ZM203 225V227L204 226H206V228L205 229H203V227L201 228V226ZM221 225V226H220ZM227 225H231V227L230 226H228V227H226ZM51 226V227H50ZM54 226H56V227H54ZM59 226H60V228H59ZM73 226H75V227H82L83 229H77V228H75V227H73ZM84 226V227H83ZM104 226H105V228H104ZM112 226V227H111ZM122 226V227H121ZM137 226V227H136ZM175 226V227H174ZM210 226V227H209ZM232 226H233V228H232ZM239 226V227H238ZM248 226V227H247ZM100 227V228H99ZM108 227V228H107ZM142 227V228H141ZM146 227V228H145ZM196 227V228H195ZM199 227V228H198ZM234 227L236 228V229H238V231L236 230V229H234ZM58 228H59V230H58ZM69 228H70V230L71 229H73V230H71V233L74 235V236H76V240H73L74 239V236L73 237H71V236H69V234H70V230H69ZM111 228V229H110ZM113 228V229H112ZM118 228V229H117ZM125 228V229H124ZM128 228V229H127ZM131 228L133 229V230H131ZM136 228H137V230H136ZM145 228V229H144ZM200 228H201V230L202 231H200ZM207 228H209V230H210V232H209V230L207 229ZM222 228V229H221ZM234 229V231H232V232H235V235L229 230V229ZM239 228L241 229V230H239ZM64 229V230H63ZM66 229V230H65ZM107 229H109L110 231H107ZM123 229V230H122ZM139 229V230H138ZM69 230V231H68ZM98 230V231H97ZM120 230L121 231H123L122 233H123V238H121V232H120ZM126 230V231H125ZM144 230V231H143ZM204 230V231H203ZM206 230H207V232L209 233H207L206 232ZM221 230V231H220ZM224 230V231H223ZM229 230V231H228ZM57 231H58V233H57ZM62 231H64L63 233L64 234H60V232L62 233ZM66 231H68L67 232V234L65 233ZM73 231V232H72ZM120 232L118 235H116L117 234V232ZM132 231V232H131ZM138 231V232H137ZM142 231V232H141ZM199 231V232H198ZM217 231V232H216ZM240 231V232H239ZM243 231H245V232H243ZM98 232V233H97ZM125 232V233H124ZM135 232V233H134ZM141 232V233H140ZM191 232H193L194 234L192 235V233ZM221 232L223 233V235L221 234ZM226 232V233H225ZM228 232H231V234H228ZM244 234H243V233ZM97 233V234H96ZM103 235H102V234ZM130 233V234H129ZM133 233V234H132ZM214 233V234H213ZM216 233H219L220 234V236H219V234H216ZM238 233H240V234H238ZM71 234V235H72ZM192 236H191V235ZM203 234H205L206 235V237H208L207 239L205 238V240L204 239H202V238H204V236L205 235H203ZM234 235V236H236L237 235V237H235L234 238V236H228V235ZM249 234V235H248ZM99 237H98V236ZM132 235V236H131ZM194 235H195V237H194ZM197 235L199 236V237H197ZM201 235H203L202 236V238H201ZM212 235V236H211ZM214 235V236H213ZM219 237H218V236ZM222 235V236H221ZM226 235V236H225ZM245 235V236H244ZM248 235V236H247ZM105 236H106V238H105ZM113 236V237H112ZM118 236H120L119 238H118ZM135 236V237H134ZM138 238H137V237ZM186 237V238H184V237ZM244 236V237H243ZM102 237V238H101ZM103 237L105 238V240L103 239ZM109 237H111V239L109 238ZM147 237V238H146ZM170 237H172V238H170ZM179 237V238H178ZM218 238V239H215V238ZM229 239H228V238ZM239 237H240V239H239ZM70 238H73L72 240L70 239ZM133 238H135V242L132 240ZM174 238V239H173ZM211 238V239H210ZM231 238H233V239H231ZM58 239V240H59ZM68 239H69V241H70V243H68L69 241H68ZM113 239V240H112ZM117 239V240H116ZM122 239V240H121ZM124 239V240H123ZM130 241H129V240ZM147 239H148V241H147ZM198 239V240H197ZM208 239H209V241H208ZM242 239H244V240H242ZM246 239V240H245ZM65 240V241H64ZM104 240V241H103ZM115 240V241H114ZM120 240H121V244H120ZM137 240V241H136ZM141 240V241H140ZM147 242H146V241ZM151 240V241H150ZM174 240H176L175 242H176V244H175V242H173ZM179 240V241H178ZM187 240V243L185 242ZM207 240V241H206ZM211 240V241H210ZM214 240V241H213ZM215 240H216V242H215ZM228 240V241H227ZM238 240V241H237ZM249 240V241H248ZM108 241V242H107ZM129 241V242H128ZM145 241V242H144ZM172 241V242H171ZM178 241V242H177ZM180 241H182L183 242V244H181L182 242H180ZM190 241V242H189ZM191 241H192V243H191ZM203 241H205V242H203ZM219 241V244L221 245H219V247H218V242ZM226 241V242H225ZM232 241V242H231ZM246 241H248V242H246ZM65 242V243H64ZM67 242V243H66ZM105 242V243H104ZM111 242V243H110ZM124 242V243H123ZM134 242V243H133ZM152 242V243H151ZM155 242H156V245H155ZM211 242V243H210ZM214 242V243H213ZM227 242H228V245H227V247H226V244H227ZM230 242H231V244H230ZM240 242V243H239ZM245 242V243H244ZM126 243V244H125ZM132 243V244H131ZM143 243V244H142ZM157 243H158V245H157ZM165 243H167V244H165ZM169 243H171V244H169ZM173 243H174V245H173ZM203 243V244H202ZM213 243V244H212ZM217 243V244H216ZM222 243V244H221ZM235 243V244H234ZM247 243V244H246ZM44 245L45 244H47V242H44L43 243ZM112 244H113V247H112ZM118 244V245H117ZM137 244V245H136ZM141 244V245H140ZM146 244V245H145ZM148 244V245H147ZM192 244V245H191ZM194 244H196L197 245V247L194 245ZM200 244V245H199ZM211 244V245H210ZM215 244V245H214ZM48 245V244H47ZM46 245V246H47ZM68 245V246H69ZM103 245V246H102ZM107 246V248H106V246ZM132 245V246H131ZM156 247H155V246ZM162 245V246H161ZM170 245V246H169ZM172 245V246H171ZM177 245H181L180 247L179 246H176ZM193 245H194V249L192 250V248H193ZM202 245V246H201ZM247 245H248V247H247ZM134 246H135V248H134ZM147 246V247H146ZM149 246V247H148ZM163 246H164V250L162 249L163 248ZM210 246V247H209ZM234 246H235V248H234ZM238 248H237V247ZM110 247V248H109ZM124 247H126V248H128L129 250H128V252H127V249H126V251H125V248ZM152 247V248H151ZM155 247V248H154ZM157 247H159V248H157ZM161 247V248H160ZM208 247V248H207ZM213 247H218V249H216V248H214L215 250H209V249H211V248H213ZM230 247H232V248H230ZM119 248V249H118ZM148 248V249H147ZM151 248V249H150ZM153 248H154V250H153ZM157 248V249H156ZM172 248H175V250L173 251V249ZM180 248H181V250H180ZM186 248V249H185ZM197 248V249H196ZM202 248V249H201ZM204 248V249H203ZM242 248V249H241ZM248 250H247V249ZM119 251H118V250ZM124 249V250H123ZM135 249V250H134ZM200 249V250H199ZM121 250H123V252L121 251ZM148 250V251H147ZM157 251V254H156V251ZM158 250H160V251H158ZM168 250V251H167ZM176 250L178 251V252H176ZM184 250V251H183ZM188 250H190L189 252H188ZM193 252H192V251ZM208 251L207 253H206V251ZM117 251V252H116ZM139 251V252H138ZM152 251V252H151ZM163 251L165 252V253H163ZM189 254L190 253V257L188 256V254L186 253V252ZM196 251V252H195ZM133 252V253H132ZM172 252H175V254H173ZM181 252V253H180ZM183 252V253H182ZM203 252V253H202ZM205 252V253H204ZM243 252V253H242ZM251 252V253H250ZM113 253V254H112ZM135 253V254H134ZM180 253V254H179ZM196 253V254H195ZM128 254V255H127ZM142 254V255H141ZM159 254V255H158ZM160 254H161V256H160ZM176 254H177V256H176ZM187 256H186V255ZM198 254V255H197ZM200 254H202V255H200ZM205 254H206V256H205ZM241 254L243 255V257L241 256ZM120 255H122V256H120ZM133 255H135V257H133ZM150 257H149V256ZM165 257H164V256ZM169 255V256H168ZM179 255V256H178ZM181 255V256H180ZM240 256V257H236V256ZM119 256V257H118ZM130 256V257H129ZM156 256H157V258H156ZM185 256L187 257V258H185ZM196 258V256H198L196 259L194 258V257ZM205 256V257H204ZM250 256V257H249ZM113 257V258H112ZM115 257V258H114ZM131 257H133V258H131ZM137 257V258H136ZM178 257V258H177ZM181 257H183V258H181ZM189 257V258H188ZM193 257V258H192ZM201 257H202V259H201ZM203 257H204V259H203ZM214 257V258H215ZM39 258H41V257H39ZM117 258V259H116ZM121 258V259H120ZM175 258H177V259H175ZM180 258H181V260H180ZM202 261V263L200 262V260ZM206 258H207V260H206ZM218 258V259H217ZM216 259H214L215 260V262L218 260V262H216L217 264H225L227 261V258L225 259V257L223 258H219V257H217ZM250 258V259H249ZM252 258V259H251ZM110 259H112V262H110ZM123 259H124V261H123ZM154 259V260H153ZM172 261H171V260ZM192 259V260H191ZM221 259H223L224 260V262H222L223 260H221ZM52 260V258H50V257H46V256H44V260H43V262L46 264V263H49L48 261H51ZM130 260V261H129ZM160 261V263H158V261ZM168 261V262H166V261ZM183 260V261H182ZM196 260V261H195ZM206 260V261H205ZM122 261V262H121ZM138 261V262H137ZM169 261H171V262H169ZM175 261V263H173ZM194 261V262H193ZM229 261H230V259H229ZM228 261V263L230 264V262ZM245 261V263H243ZM42 262V261H41ZM110 262V263H109ZM121 262V263H120ZM126 262V263H125ZM240 262V263H239ZM43 263V264H44ZM228 263H226V264H228ZM117 264V263H116ZM209 264V263H208ZM231 264H234V261L233 262H231Z\"/></svg>","mask_w":264,"mask_h":264}]
</instances>
